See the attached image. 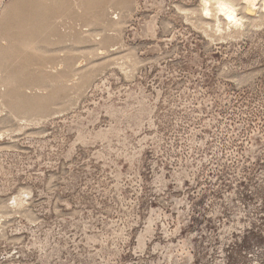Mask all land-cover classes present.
Here are the masks:
<instances>
[{
  "label": "rangeland",
  "instance_id": "374dc122",
  "mask_svg": "<svg viewBox=\"0 0 264 264\" xmlns=\"http://www.w3.org/2000/svg\"><path fill=\"white\" fill-rule=\"evenodd\" d=\"M231 1L0 0V264H264V0Z\"/></svg>",
  "mask_w": 264,
  "mask_h": 264
},
{
  "label": "bare ground",
  "instance_id": "6f19581e",
  "mask_svg": "<svg viewBox=\"0 0 264 264\" xmlns=\"http://www.w3.org/2000/svg\"><path fill=\"white\" fill-rule=\"evenodd\" d=\"M243 1H245L247 5L254 6L257 0H243ZM217 5L219 10L223 12V15L229 21L237 23L242 20V16L238 15V13L236 12L235 4L231 0H217ZM206 9L208 8L206 7Z\"/></svg>",
  "mask_w": 264,
  "mask_h": 264
}]
</instances>
